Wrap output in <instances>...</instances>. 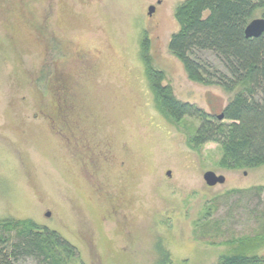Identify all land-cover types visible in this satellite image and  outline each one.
<instances>
[{
    "label": "rangeland",
    "instance_id": "rangeland-1",
    "mask_svg": "<svg viewBox=\"0 0 264 264\" xmlns=\"http://www.w3.org/2000/svg\"><path fill=\"white\" fill-rule=\"evenodd\" d=\"M157 1L0 0V220L55 231L77 250L69 264H220L232 241L264 234V166L224 169L219 145L188 146L201 121L156 107L145 55L177 101L213 119L235 95L188 79L169 50L186 0L149 16ZM192 58L223 70L210 52ZM54 104L91 156L70 153ZM208 171L226 184L208 187Z\"/></svg>",
    "mask_w": 264,
    "mask_h": 264
},
{
    "label": "trees",
    "instance_id": "trees-1",
    "mask_svg": "<svg viewBox=\"0 0 264 264\" xmlns=\"http://www.w3.org/2000/svg\"><path fill=\"white\" fill-rule=\"evenodd\" d=\"M262 9L264 0H186L176 9L179 30L171 37L169 50L182 63L188 79L235 94L223 111L222 121L177 101L171 89L161 85L162 73L155 72L144 56L157 109L172 122L179 123L187 117L201 121L188 146L199 152L206 144L219 145L221 166L227 170L264 166V33L258 38L245 35L247 26ZM146 47L144 39V54ZM195 52L214 54L223 70L198 62L192 58ZM54 87L53 84L50 88L55 90ZM55 93V99L61 96V90ZM52 109L57 121L53 125L66 147L73 152L76 149L79 156H91L86 151L88 145L79 144L81 130L75 122L71 124L67 110L55 104ZM57 123L63 130L58 131ZM75 140L77 145L73 147L71 142ZM13 232L16 241L8 236ZM232 245V255L222 257L220 264H264L256 253L264 248V234L232 241ZM20 256H36L45 264H69L76 258L77 250L55 231L31 220H0V264H16Z\"/></svg>",
    "mask_w": 264,
    "mask_h": 264
},
{
    "label": "water",
    "instance_id": "water-1",
    "mask_svg": "<svg viewBox=\"0 0 264 264\" xmlns=\"http://www.w3.org/2000/svg\"><path fill=\"white\" fill-rule=\"evenodd\" d=\"M155 13V6L149 7L148 14L152 16ZM264 33V18L261 19H254L249 23L245 30V35L247 38H258ZM224 115L219 116V120H223ZM171 171L167 173L168 176H171ZM204 181L208 187H216L219 185L226 184V177L224 175H217L212 171H208L204 175ZM50 217V213L47 214Z\"/></svg>",
    "mask_w": 264,
    "mask_h": 264
},
{
    "label": "flooded vegetation",
    "instance_id": "flooded-vegetation-1",
    "mask_svg": "<svg viewBox=\"0 0 264 264\" xmlns=\"http://www.w3.org/2000/svg\"><path fill=\"white\" fill-rule=\"evenodd\" d=\"M163 4V0H158L157 1V5H156V7H155V13H156V10H157V8H158V6H161ZM153 16V15H152Z\"/></svg>",
    "mask_w": 264,
    "mask_h": 264
}]
</instances>
